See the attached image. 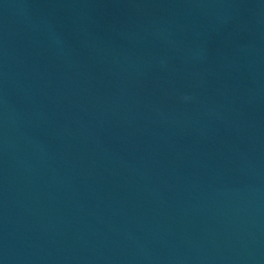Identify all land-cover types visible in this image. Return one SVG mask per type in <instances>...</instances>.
Returning a JSON list of instances; mask_svg holds the SVG:
<instances>
[{
	"label": "water",
	"instance_id": "obj_1",
	"mask_svg": "<svg viewBox=\"0 0 264 264\" xmlns=\"http://www.w3.org/2000/svg\"><path fill=\"white\" fill-rule=\"evenodd\" d=\"M0 264H264V0H0Z\"/></svg>",
	"mask_w": 264,
	"mask_h": 264
}]
</instances>
